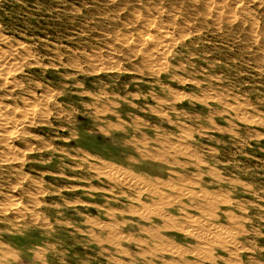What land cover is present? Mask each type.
<instances>
[{
  "label": "rangeland",
  "instance_id": "374dc122",
  "mask_svg": "<svg viewBox=\"0 0 264 264\" xmlns=\"http://www.w3.org/2000/svg\"><path fill=\"white\" fill-rule=\"evenodd\" d=\"M263 9L264 0H0V264H264ZM162 143L181 148L165 159L186 166L137 151ZM151 173L168 183L159 191L175 202L163 212L182 230L114 212L142 209L129 198L149 201L134 179ZM117 174L126 182L115 187L105 176ZM162 241L173 255L148 252Z\"/></svg>",
  "mask_w": 264,
  "mask_h": 264
},
{
  "label": "bare ground",
  "instance_id": "6f19581e",
  "mask_svg": "<svg viewBox=\"0 0 264 264\" xmlns=\"http://www.w3.org/2000/svg\"><path fill=\"white\" fill-rule=\"evenodd\" d=\"M178 1V0H177ZM82 3V2H81ZM248 4V3H247ZM133 5V4H132ZM161 5V4H160ZM131 6V5H130ZM209 6V5H208ZM77 7V6H76ZM159 7V6H158ZM252 7V6H251ZM127 8V7H126ZM240 8V7H239ZM241 10V9H240ZM264 10V9H263ZM71 11V10H70ZM137 11H138V9H137ZM254 11V10H253ZM129 12V11H128ZM233 12V11H232ZM208 13V12H207ZM225 14V13H224ZM142 15V14H141ZM218 17V16H217ZM186 18V17H185ZM219 18V17H218ZM184 19V18H183ZM223 19V18H222ZM148 20V19H147ZM105 22V21H104ZM151 22H153V21H151ZM147 23V22H146ZM149 24H150V22H149ZM128 26V25H127ZM151 26V25H150ZM157 26V25H156ZM255 26V25H254ZM104 27V26H103ZM175 27V26H174ZM242 27V26H241ZM214 28V27H213ZM256 28V27H255ZM181 29V28H180ZM209 29V28H208ZM260 29V28H259ZM93 30V29H92ZM117 30V29H116ZM154 30V29H153ZM190 30V29H189ZM188 30V31H189ZM121 31V30H120ZM157 31V30H156ZM242 31V30H241ZM246 31V30H245ZM146 32V31H145ZM168 32V31H167ZM137 33V32H136ZM122 34V33H121ZM25 35V34H24ZM115 35V34H114ZM172 35V34H171ZM180 35V34H179ZM123 36V35H122ZM165 36V35H164ZM168 37V36H167ZM182 37V36H181ZM122 38H124V37H122ZM132 38V37H131ZM142 38H143V36H142ZM151 38V37H150ZM0 39H3V38H0ZM157 39V38H156ZM125 40V39H124ZM177 40V39H176ZM3 42H5L4 40H2ZM140 41V40H139ZM150 41V40H149ZM174 41V40H173ZM138 42V41H137ZM163 42V41H162ZM107 43V42H106ZM164 43V42H163ZM167 43V42H166ZM173 43V42H172ZM0 44H1V42H0ZM109 44V43H108ZM142 44V43H141ZM33 45V44H32ZM26 46V45H25ZM36 46V45H35ZM104 46V45H103ZM147 46V45H146ZM151 46V45H150ZM158 47V46H157ZM219 47V46H218ZM70 48V47H69ZM138 48V47H137ZM83 49V48H82ZM51 50V49H50ZM77 50V49H76ZM143 50V49H142ZM92 51V50H91ZM99 51V50H98ZM127 51V50H126ZM138 51V50H137ZM151 51H153V50H151ZM9 52V51H8ZM11 52V51H10ZM18 52V51H17ZM142 52V51H141ZM60 53V52H59ZM33 54V53H32ZM61 54V53H60ZM146 54V53H145ZM163 54V53H162ZM14 55V54H13ZM12 55V56H13ZM23 55V54H22ZM59 55V54H58ZM72 55V54H71ZM150 55V54H149ZM107 56V55H106ZM14 57V56H13ZM32 57V56H31ZM8 58V55H6V54H4V53H0V62L1 61H4V60H6ZM146 58V57H145ZM248 58V57H247ZM10 59H11V56H10ZM24 59V58H23ZM92 59V58H91ZM129 59V58H128ZM157 59V58H156ZM93 60H94V58H93ZM158 60H160V59H158ZM165 60V59H164ZM164 60H162V61H164ZM132 61V60H131ZM161 61V60H160ZM166 61V60H165ZM164 61V62H165ZM5 62H7V61H5ZM4 62V63H5ZM31 62V61H30ZM47 62V61H46ZM95 62H96V59H95ZM120 62V61H119ZM148 62V61H147ZM150 62V61H149ZM164 62H162V63H164ZM169 62V61H168ZM80 63V62H79ZM151 63V62H150ZM153 63H155V62H153ZM15 64V63H14ZM145 64V63H144ZM8 65V64H7ZM11 65V64H10ZM71 65V64H70ZM109 65V64H108ZM111 65V64H110ZM154 65V64H153ZM156 65V64H155ZM165 65V64H164ZM59 66V65H58ZM81 66V65H80ZM106 66V65H105ZM112 66V65H111ZM115 66V65H114ZM7 67V66H6ZM10 67V66H9ZM14 68V67H13ZM256 68V67H255ZM9 69V68H8ZM164 69V68H163ZM13 70V69H12ZM56 70V69H55ZM0 73H3L4 74V71H2L1 72V70H0ZM2 75V74H1ZM1 77V76H0ZM4 77V76H3ZM181 77V76H180ZM6 78V77H5ZM37 78V77H36ZM3 80V79H2ZM244 80V79H243ZM151 82V81H150ZM10 84V83H9ZM79 86V85H78ZM82 86V85H81ZM47 87H48V85H47ZM162 87V86H161ZM171 90V89H170ZM207 90V89H206ZM177 91V90H176ZM19 93V92H18ZM87 94V93H86ZM39 95V94H38ZM90 96V95H89ZM159 96V95H158ZM162 96V95H161ZM43 97V96H42ZM183 97V96H182ZM177 98V97H176ZM179 99V98H178ZM236 100V99H235ZM175 101V100H174ZM178 101V100H177ZM32 103V102H31ZM113 103V102H112ZM38 104V103H37ZM94 105V104H93ZM32 106V105H31ZM136 106V105H135ZM19 107V106H18ZM26 107V106H25ZM230 107V106H229ZM9 108V107H8ZM59 108V107H58ZM231 108V107H230ZM22 110H27V109H22ZM103 111V110H102ZM108 112V111H107ZM109 112H110V110H109ZM31 113H33L32 111H30V109H29V111H17V116H19V117H25L26 115H31ZM101 113H103V112H101ZM105 114H106V112H104ZM12 114H15V112H13V110L12 111H10L9 110V112L7 111V112H5L4 113V115L5 116H8V118H9V115L11 116ZM98 114V113H97ZM113 114V113H112ZM114 115L115 116H117V117H119V114H115L114 113ZM126 116V115H125ZM166 116V115H165ZM246 116V115H245ZM15 117V116H14ZM14 117H13V119H14ZM4 118V117H3ZM12 118V117H11ZM10 119V118H9ZM4 120V119H3ZM92 120H95V119H92ZM114 120H115V118H114ZM9 121V120H8ZM7 121V122H8ZM36 121V120H35ZM104 121V120H103ZM120 121H122V120H120ZM126 121V120H125ZM168 121V120H167ZM261 121V120H260ZM17 122V121H16ZM50 122V121H49ZM110 122V121H109ZM11 123H12V121H11ZM13 123H15V122H13ZM26 123V122H25ZM27 124V123H26ZM106 124V123H105ZM123 124V123H122ZM119 126L121 125L120 123L118 124ZM118 125H113L112 123H107V125L106 126H108V128H112V129H115V130H117V129H119V126ZM124 125V124H123ZM186 126V125H185ZM4 127V126H3ZM120 127H122V126H120ZM5 128V127H4ZM8 128V127H7ZM173 128H175V126L173 127ZM10 129V128H9ZM11 129H13V128H11ZM15 129V128H14ZM17 129V128H16ZM15 129V130H16ZM2 130V129H1ZM214 130V129H213ZM216 130V129H215ZM100 131L101 132H99V133H102L103 132V130H102V128L100 129ZM123 131H124V129H123ZM133 131V130H132ZM184 131V130H183ZM2 132V131H1ZM12 132V131H11ZM31 133V132H30ZM103 133H105V132H103ZM107 134V133H106ZM12 136V135H11ZM264 137V136H263ZM8 140V139H7ZM128 141V140H127ZM161 141V140H160ZM159 141V142H160ZM12 142V141H11ZM147 142V141H146ZM163 142V141H162ZM174 143V142H173ZM132 145L134 144V143H131ZM159 144V143H158ZM160 145V144H159ZM25 146V145H24ZM47 146V145H46ZM130 146V145H129ZM161 146V145H160ZM187 146V145H186ZM132 147V146H131ZM133 147H135V150H136V146H134L133 145ZM16 148V147H15ZM70 149V148H69ZM68 149V150H69ZM181 149V148H180ZM175 144H171V143H162V147L159 149V151L158 152H156V153H151V152H149V153H141V151L140 150H137L138 151V153L140 154V156H141V158L142 157H145L146 159H148L149 161H151V162H153V163H157V164H161V162H164V163H167V164H174V165H176V166H179V167H184V166H186V164H184V163H181L180 161H174V159L172 160V161H168L167 159H165L166 157H167V155L169 156V155H171V156H173V155H184L185 153L182 151V150H180ZM14 150V149H13ZM80 150V149H79ZM185 150V149H184ZM187 150V149H186ZM210 150V149H209ZM81 151V150H80ZM13 152V151H12ZM65 153V152H64ZM74 153V152H73ZM16 154V153H15ZM66 154H68V153H66ZM192 154V153H191ZM18 155V154H17ZM69 155V154H68ZM89 155V154H88ZM194 155V154H193ZM71 155H69V157H70ZM94 156V155H93ZM12 157V156H11ZM74 157V156H73ZM89 157V156H88ZM170 157V156H169ZM200 157V156H199ZM172 158V157H171ZM197 158H198V155H197ZM89 159V158H88ZM97 159V158H96ZM145 159V160H146ZM191 159V158H190ZM194 160H196V159H194ZM5 161V160H4ZM87 162V161H86ZM91 162V161H90ZM92 163V162H91ZM188 163V162H187ZM197 163V162H196ZM256 163V162H255ZM95 164V163H94ZM103 164H104V162H103ZM105 164H107V163H105ZM112 164V163H111ZM190 164V163H189ZM197 164H199V163H197ZM108 165V164H107ZM151 165V164H150ZM202 165V164H201ZM90 166V165H89ZM105 166V165H104ZM113 166V165H112ZM249 166V165H248ZM80 167V166H79ZM110 167H111V165H110ZM194 168H196L197 167V165L196 166H193ZM200 167V166H199ZM90 168V167H89ZM198 168V167H197ZM71 169V168H70ZM91 169H94V168H92L91 167ZM117 168H115L114 169V167H113V169H112V172H113V170H116ZM90 170V169H89ZM163 170V169H162ZM214 170V169H213ZM108 171V170H107ZM117 171V170H116ZM198 171V170H197ZM3 172V171H2ZM56 173V172H55ZM118 173V172H117ZM173 174V173H172ZM208 174L210 175V176H216V177H218V175H216L214 172H210V170H209V172H208ZM218 174V173H217ZM102 175V174H101ZM135 176H136V174H134ZM146 175V174H145ZM192 175V174H191ZM190 175V176H191ZM115 175H113V177H110V176H105L106 178H107V180L108 181H110V182H112L113 184H115V187H116V185H123V184H125V178L126 177H123V175H118L117 174V177L115 176ZM201 176V175H200ZM146 177H148L149 179L147 180V181H144L141 177L140 178H138V179H134V182L135 183H140L141 184V182L145 185V186H149L148 187V189H146L144 192H146L145 194H146V196L148 197V199H149V201L148 202H146V203H144V201L143 202H140L141 200H139V199H136V198H133V197H131V195H130V200H131V198L133 199V201H135L136 203H138V204H140V206L142 207V209H135V208H133V207H131V205L129 206V205H127L124 209H119V210H116L115 209V211L114 212H127V213H130V214H132V215H135V216H138L140 219H143V220H146L147 222L149 221V218L150 217H155V218H158V219H161L162 220V222H163V224L162 225H155L154 226V229H156V230H165V229H181L182 230V228L178 225V223H175V224H173L172 222V216H171V214H168V213H165V212H163L164 210H165V207H168V206H172V204H174V202H175V199H174V201H172V202H167V197L166 196H164L163 194H164V192H163V194H162V192H160L159 191V188L160 187H164L165 188V186H167V182H165V181H163V179H160L159 178V175L157 176V175H154V174H150L149 176H146ZM178 177V176H177ZM193 177V176H192ZM196 177H198V176H196ZM213 177V178H214ZM11 178V177H10ZM75 178V177H74ZM118 178V179H117ZM182 178V177H181ZM193 178H195V177H193ZM222 178V177H221ZM23 179V178H22ZM180 179V178H179ZM16 180V179H15ZM172 180V179H171ZM174 180V179H173ZM183 180V179H182ZM221 180V179H220ZM196 181V180H195ZM222 181V180H221ZM177 182V181H176ZM178 182H182V181H178ZM183 182H185V181H183ZM189 182V181H188ZM91 183V182H90ZM198 183V182H197ZM196 183V184H197ZM10 184V183H9ZM127 184V183H126ZM130 184V183H129ZM138 184H136L137 186H138ZM170 184V183H169ZM142 186V185H141ZM170 186H171V184H170ZM193 186V185H192ZM102 187V186H101ZM124 187V186H123ZM84 188V187H83ZM103 188V187H102ZM122 188V187H121ZM141 188V187H140ZM144 188V187H143ZM170 188V187H169ZM173 188V187H172ZM12 189V188H11ZM124 189V188H123ZM59 190V189H58ZM128 190H130V189H127V191ZM134 190V189H133ZM172 190V189H171ZM179 190H181V189H179ZM182 191V190H181ZM184 191V190H183ZM208 191V190H207ZM210 191V190H209ZM33 192V191H32ZM42 192V191H41ZM121 192V191H120ZM176 192H177V189H176ZM192 192V191H191ZM190 192V194H187V196H188V199L189 200H194V199H196V198H198L199 197V193L197 194L198 195V197L196 196V197H194V194L192 195V193ZM8 193V192H7ZM128 193V192H127ZM187 193V192H186ZM43 194V193H42ZM124 194V193H123ZM141 194V193H140ZM178 194V193H177ZM166 195H168V194H166ZM202 195V194H201ZM123 196V195H122ZM178 196V195H177ZM185 196H186V194H185ZM218 196H220L219 195V193H218ZM12 197V196H11ZM22 197H23V195H22ZM169 197V196H168ZM19 198V197H18ZM176 198V197H175ZM214 198L215 197H213V195H208V194H203V197H199V199H202L203 201H210L211 200V202H215V200H214ZM126 199V198H125ZM169 199H170V197H169ZM177 199V198H176ZM186 199V198H185ZM115 200V199H114ZM5 201V200H4ZM79 201V200H78ZM168 201H170V200H168ZM116 202V201H115ZM216 202H217V200H216ZM235 202V201H234ZM253 202V201H252ZM15 203V202H14ZM42 203V202H41ZM121 203V202H120ZM194 203V202H193ZM71 204V203H70ZM128 204V203H127ZM198 204V203H197ZM206 204H208V203H205L204 205L206 206ZM178 205V204H177ZM201 205V204H200ZM209 205H211V204H209ZM138 206V205H137ZM183 206H184V204H183ZM182 206V207H183ZM194 207V206H193ZM203 207V206H202ZM207 207H209L208 205H207ZM213 207V206H212ZM184 208V207H183ZM188 208V207H187ZM191 208V207H190ZM164 209V210H163ZM189 209V208H188ZM194 209V208H193ZM197 211H199L200 213H202V211H201V209L199 208V207H197V208H195ZM194 209V210H195ZM212 209V208H211ZM23 210V209H22ZM178 210V209H177ZM204 211H205V209H203ZM242 210V209H241ZM8 211V210H7ZM181 211V210H180ZM179 211V212H180ZM183 211V210H182ZM208 211H211V210H208ZM184 213V212H183ZM207 213H209V212H207ZM188 213H186V214H184L183 216H184V218L186 219V220H188V223H192V225H194L195 223H193V218L191 219V217L189 216V215H187ZM201 215V214H200ZM224 215V214H223ZM226 215V214H225ZM224 215V216H225ZM27 216V215H26ZM182 216V217H183ZM215 216V215H214ZM178 217V216H177ZM178 218H180V217H178ZM195 218V217H194ZM55 220V219H54ZM182 220V219H181ZM185 220V221H186ZM198 220V219H197ZM195 221V222H198V221ZM47 221H48V219H47ZM171 221V222H170ZM184 221V222H185ZM87 222V221H86ZM85 223V222H84ZM185 223H187V222H185ZM205 223V222H204ZM189 224V225H190ZM197 224H199V222L197 223ZM196 224V225H197ZM207 224V223H206ZM201 225H204V224H201ZM141 226V225H140ZM198 226V225H197ZM205 226V225H204ZM204 226H202V228H205ZM211 226V225H210ZM199 227H200V225H199ZM218 227V226H217ZM222 227V226H221ZM185 228V227H184ZM209 228V227H208ZM211 228V227H210ZM223 228V227H222ZM153 230V229H152ZM198 230H199V228H198ZM214 230V229H213ZM205 231V230H204ZM204 231H202L203 233H205ZM208 231V233H209V231L210 230H207ZM206 231V232H207ZM212 231V230H211ZM217 231H219V230H217ZM217 231H216V233H217ZM140 232H150L149 230H147L146 228H140ZM187 232V231H186ZM213 232V231H212ZM212 232H210V234L212 233ZM220 232V231H219ZM218 232V233H219ZM7 233V232H6ZM188 233V232H187ZM191 233H193V231L191 232ZM198 233H200V232H198ZM214 233H215V230H214ZM217 233V234H218ZM230 233V232H229ZM220 234V233H219ZM231 234V233H230ZM194 235V234H193ZM192 235V236H193ZM202 235V234H201ZM204 235V234H203ZM205 235H207L208 237L207 238H209V234H207V233H205ZM213 235V234H212ZM210 236V238H212L213 236ZM150 236V235H149ZM129 237V236H128ZM215 237H216V235H215ZM223 237V236H222ZM225 237V236H224ZM131 238V237H130ZM158 238V237H157ZM163 238V237H162ZM206 237L204 236V239H205ZM206 238V239H207ZM221 237H219V239H220ZM110 239V241H112V239L111 238H109ZM156 239V238H155ZM222 239V238H221ZM220 239V240H221ZM225 239V238H224ZM195 240H197V239H195ZM200 240H203L202 238H200ZM218 240V239H217ZM96 241V240H95ZM139 241V240H138ZM216 241V240H215ZM219 241V240H218ZM222 241H224V244H226V242H225V240H223L222 239ZM222 241H220V242H222ZM99 242V241H98ZM106 242H107V240H106ZM114 242V241H113ZM157 242V241H156ZM212 242V241H211ZM210 242V244L209 245H211L212 243ZM5 243V242H4ZM111 243V242H110ZM216 243V242H215ZM214 243V244H215ZM165 244H167L166 242H163L162 241V244H158V245H156V246H154L151 250H148V252H150V251H155V252H160V251H166L168 248V250L170 251L171 249L172 250H174L173 248H175V247H173V248H171L170 249V246L167 244L166 245V248L164 247V245ZM223 244V245H224ZM228 244V243H227ZM226 244V245H227ZM116 245V244H115ZM201 245V244H200ZM232 245V244H231ZM197 247H198V245H196ZM202 246H203V244H202ZM214 246V245H213ZM215 246H218V248H219V245H217V244H215ZM225 246V245H224ZM223 246V247H224ZM44 247H46V246H44ZM168 247V248H167ZM172 247V246H171ZM180 247V246H179ZM207 247V246H206ZM209 247V246H208ZM211 247V246H210ZM221 247V246H220ZM181 248V247H180ZM212 248V247H211ZM210 248V249H211ZM1 249V248H0ZM177 249H178V246H177ZM196 249V248H195ZM219 249H221V248H219ZM222 249H224V248H222ZM229 249V248H228ZM248 249V248H247ZM33 250V249H32ZM117 251H118V249H117ZM176 251V250H175ZM179 251V250H178ZM180 251H182V249L180 250ZM241 251V250H240ZM171 252V251H170ZM170 252H169V254H170ZM184 252V251H183ZM183 252H181V253H183ZM193 252H195V251H193ZM198 252V251H197ZM4 253V252H3ZM3 253H2V255H3ZM35 253V252H34ZM174 253V252H173ZM4 254H6V253H4ZM123 255H124V253H122ZM142 254V253H141ZM149 254H151V253H149ZM171 254H172V252H171ZM126 255H128L127 253H126ZM173 255V254H172ZM145 257V256H144ZM206 257V256H205ZM4 258V257H3ZM2 258V259H3ZM220 257H218V259H219ZM217 259V258H216ZM210 260V259H209ZM212 260V259H211ZM220 260V259H219ZM227 260H228V258H227ZM186 261V260H185ZM222 261V260H221ZM229 261V260H228ZM231 261V260H230ZM192 262V261H191ZM223 262H225V261H223ZM194 263V262H193ZM212 263V262H211ZM189 264V263H188ZM228 264V263H227Z\"/></svg>",
  "mask_w": 264,
  "mask_h": 264
}]
</instances>
